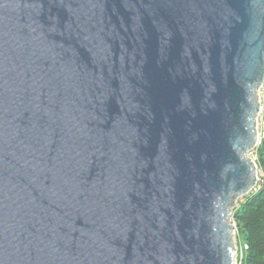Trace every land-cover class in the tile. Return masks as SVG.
I'll return each mask as SVG.
<instances>
[{"label":"water","instance_id":"95a60500","mask_svg":"<svg viewBox=\"0 0 264 264\" xmlns=\"http://www.w3.org/2000/svg\"><path fill=\"white\" fill-rule=\"evenodd\" d=\"M263 83L264 0H0V264H236Z\"/></svg>","mask_w":264,"mask_h":264},{"label":"trees","instance_id":"16d2710c","mask_svg":"<svg viewBox=\"0 0 264 264\" xmlns=\"http://www.w3.org/2000/svg\"><path fill=\"white\" fill-rule=\"evenodd\" d=\"M258 154L264 169V141ZM234 217L249 248L245 264H264V184L244 197L234 210Z\"/></svg>","mask_w":264,"mask_h":264},{"label":"rangeland","instance_id":"374dc122","mask_svg":"<svg viewBox=\"0 0 264 264\" xmlns=\"http://www.w3.org/2000/svg\"><path fill=\"white\" fill-rule=\"evenodd\" d=\"M248 153H249L248 154L249 157L254 158L255 164L257 165V173H258L257 184L254 187V189L250 192V193H252L255 190H259L262 187V185L264 184V169H263L262 165L260 164V156L258 154V150L255 151V149H253ZM250 193L236 198L233 205L230 208V211H229L230 222L234 225L233 242H234L235 252H236V264H245L246 259H247V252H248L249 248L246 247V246H248V244L244 240L243 234L240 232V229L238 228L237 223L235 221L234 210L238 207V205L244 199V197L248 196Z\"/></svg>","mask_w":264,"mask_h":264},{"label":"built area","instance_id":"2783aa9c","mask_svg":"<svg viewBox=\"0 0 264 264\" xmlns=\"http://www.w3.org/2000/svg\"><path fill=\"white\" fill-rule=\"evenodd\" d=\"M257 95H258V103H259V112L256 118V125H257L256 132L258 135L255 145L248 152H250L253 149H255V151L258 150L259 146L264 141V83L258 89ZM252 159L254 160V158Z\"/></svg>","mask_w":264,"mask_h":264},{"label":"bare ground","instance_id":"6f19581e","mask_svg":"<svg viewBox=\"0 0 264 264\" xmlns=\"http://www.w3.org/2000/svg\"><path fill=\"white\" fill-rule=\"evenodd\" d=\"M257 173V172H256ZM257 175H258V173H257ZM258 177V176H257ZM242 196H244V195H242ZM241 197V196H240Z\"/></svg>","mask_w":264,"mask_h":264}]
</instances>
